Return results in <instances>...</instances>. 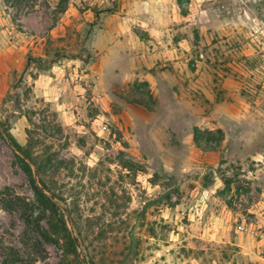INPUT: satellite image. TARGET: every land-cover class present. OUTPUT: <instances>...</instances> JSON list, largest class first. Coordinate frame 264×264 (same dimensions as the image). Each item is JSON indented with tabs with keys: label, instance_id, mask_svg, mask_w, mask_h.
Here are the masks:
<instances>
[{
	"label": "rangeland",
	"instance_id": "1",
	"mask_svg": "<svg viewBox=\"0 0 264 264\" xmlns=\"http://www.w3.org/2000/svg\"><path fill=\"white\" fill-rule=\"evenodd\" d=\"M206 7L220 8L227 24L224 48L209 52L220 60L208 65L221 74L217 84L227 76L235 82L230 95L215 93L217 102L228 100L232 116L197 126L223 130L221 147L211 152L195 144L196 126L154 143L143 131L120 129L91 101L93 82L71 75L85 72L94 35L117 0H0V38L30 46L27 74L0 103V264L2 247L18 251L22 264H264V0ZM71 59L85 64L67 65ZM54 64L65 87L59 100L35 84L41 74L56 77ZM80 85L84 92L75 89ZM127 98L153 107L145 88L133 87ZM211 110L207 105L206 114ZM19 156L57 203L77 254H66L62 236L47 241L37 233L34 220L41 217L47 229L49 212L36 201Z\"/></svg>",
	"mask_w": 264,
	"mask_h": 264
},
{
	"label": "crops",
	"instance_id": "2",
	"mask_svg": "<svg viewBox=\"0 0 264 264\" xmlns=\"http://www.w3.org/2000/svg\"><path fill=\"white\" fill-rule=\"evenodd\" d=\"M210 1L215 4L220 0H186L183 13L182 0H117V9L103 15L94 35L89 63L68 60L67 65L78 67L84 63L86 68L81 74L75 68L71 75L84 83L93 82L91 101L120 129L130 128L136 134L143 131L150 142L160 141L158 135L167 139L168 134L179 135L187 127L201 126L206 121V125L216 127L210 120L232 116L228 100L217 102L216 88L230 95L235 82L227 76L223 84H217L215 74H221L208 65L220 60L221 53L209 52L224 48L223 30L227 28L217 16L221 9L206 7ZM24 42L0 38V103L13 81L29 70L25 56L30 46ZM191 62H196L195 69L190 68ZM59 69L54 64L56 77L41 74L35 80L40 92L54 100H59L65 90ZM136 83L152 97V109L129 102L127 94ZM75 89L85 91L83 85ZM69 105L64 107L71 108ZM207 105L212 107L208 115ZM198 118L203 119L202 124L195 123Z\"/></svg>",
	"mask_w": 264,
	"mask_h": 264
},
{
	"label": "trees",
	"instance_id": "3",
	"mask_svg": "<svg viewBox=\"0 0 264 264\" xmlns=\"http://www.w3.org/2000/svg\"><path fill=\"white\" fill-rule=\"evenodd\" d=\"M182 10L183 6L180 4ZM184 13V12H183ZM135 87L142 88L143 85L139 86L137 83L134 85ZM194 141L198 148L202 149L205 152L217 151L222 142L225 139V134L222 129L209 130V129H200L195 127L193 129ZM7 142L13 146L15 151L20 154H24L26 158L30 159V155L24 150V148L19 145L13 138L10 136L7 139ZM22 163V167L26 174L30 179V183L32 186V190L35 194L36 201L39 205H41L44 210L49 212V218L47 221L48 228L45 229L40 225L41 217H38L34 220V225L37 230L39 236H41L44 240L50 241L52 240L51 234L56 236H62L65 247L64 250L67 255L77 254V244L75 239L72 237L67 223L63 217V215L59 211V207L57 203H55L50 196H48L43 189L40 188L36 179L33 176V172L31 166L26 163V161L18 157ZM44 186V185H43ZM57 244H59L58 240H54ZM4 251H7L6 255L3 258L2 264H22L23 259L21 254L13 248H5L2 247ZM60 264H73L70 261L65 260ZM79 264V263H75Z\"/></svg>",
	"mask_w": 264,
	"mask_h": 264
}]
</instances>
